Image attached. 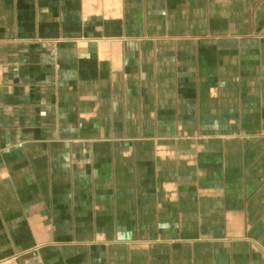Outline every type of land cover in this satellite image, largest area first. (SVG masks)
Segmentation results:
<instances>
[{"label": "crops", "instance_id": "0c3cea01", "mask_svg": "<svg viewBox=\"0 0 264 264\" xmlns=\"http://www.w3.org/2000/svg\"><path fill=\"white\" fill-rule=\"evenodd\" d=\"M264 264V0H0V259Z\"/></svg>", "mask_w": 264, "mask_h": 264}, {"label": "built area", "instance_id": "2783aa9c", "mask_svg": "<svg viewBox=\"0 0 264 264\" xmlns=\"http://www.w3.org/2000/svg\"><path fill=\"white\" fill-rule=\"evenodd\" d=\"M0 264H18V261L16 257H5L0 259Z\"/></svg>", "mask_w": 264, "mask_h": 264}]
</instances>
